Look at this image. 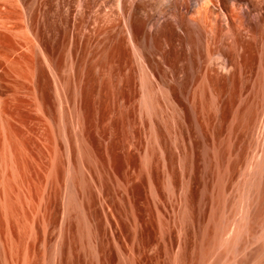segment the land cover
Segmentation results:
<instances>
[{"label": "rangeland", "instance_id": "obj_1", "mask_svg": "<svg viewBox=\"0 0 264 264\" xmlns=\"http://www.w3.org/2000/svg\"><path fill=\"white\" fill-rule=\"evenodd\" d=\"M0 264H264V0H0Z\"/></svg>", "mask_w": 264, "mask_h": 264}, {"label": "water", "instance_id": "obj_2", "mask_svg": "<svg viewBox=\"0 0 264 264\" xmlns=\"http://www.w3.org/2000/svg\"><path fill=\"white\" fill-rule=\"evenodd\" d=\"M126 39H127L128 41H132V36H131V35H130V36L127 35V36H126Z\"/></svg>", "mask_w": 264, "mask_h": 264}]
</instances>
